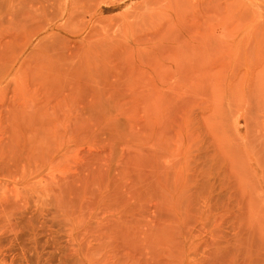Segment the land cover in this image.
<instances>
[{
    "label": "rangeland",
    "instance_id": "rangeland-1",
    "mask_svg": "<svg viewBox=\"0 0 264 264\" xmlns=\"http://www.w3.org/2000/svg\"><path fill=\"white\" fill-rule=\"evenodd\" d=\"M0 264H264V0H0Z\"/></svg>",
    "mask_w": 264,
    "mask_h": 264
}]
</instances>
